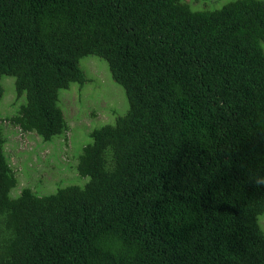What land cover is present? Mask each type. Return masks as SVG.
I'll return each instance as SVG.
<instances>
[{"label": "trees", "instance_id": "obj_1", "mask_svg": "<svg viewBox=\"0 0 264 264\" xmlns=\"http://www.w3.org/2000/svg\"><path fill=\"white\" fill-rule=\"evenodd\" d=\"M186 1L0 0V100L12 78L17 105L0 115V264H264V0ZM88 57L127 110L89 133L82 187L13 195L3 124L64 137L59 92Z\"/></svg>", "mask_w": 264, "mask_h": 264}, {"label": "rangeland", "instance_id": "obj_2", "mask_svg": "<svg viewBox=\"0 0 264 264\" xmlns=\"http://www.w3.org/2000/svg\"><path fill=\"white\" fill-rule=\"evenodd\" d=\"M234 0H187L193 9H217ZM86 73L87 82L82 88L73 84L59 92V107L68 126L66 135L44 142L36 133H23L19 128L4 123V145L8 163L18 179L13 195L22 188H29L38 196L55 192L67 185L82 187L87 181L74 170L76 156L82 146L89 142L92 129L112 124L114 118L127 110V100L123 89L111 78L104 61L88 57L80 62ZM4 95L0 100V115L9 116L13 109L15 95L13 79L1 81ZM13 105V106H12ZM37 189V191H36ZM264 232V214L258 217Z\"/></svg>", "mask_w": 264, "mask_h": 264}, {"label": "bare ground", "instance_id": "obj_3", "mask_svg": "<svg viewBox=\"0 0 264 264\" xmlns=\"http://www.w3.org/2000/svg\"><path fill=\"white\" fill-rule=\"evenodd\" d=\"M8 23V22H7ZM6 23V24H7ZM65 42H67V41H65ZM71 45V44H70ZM76 45V44H75ZM73 47V46H72ZM72 49V48H71ZM78 49V48H77ZM74 50V49H73ZM78 52V51H77ZM64 53V52H63ZM77 55H78V53H77ZM81 55V54H80ZM79 56V55H78ZM82 56V55H81ZM74 57V56H73ZM85 57V56H84ZM79 58H80V56H79ZM132 61V60H131ZM62 66V65H61ZM68 68V67H67ZM53 69V68H52ZM56 70V69H55ZM54 70V71H55ZM67 70V69H66ZM117 74V73H116ZM128 74V73H127ZM124 76V75H123ZM73 80V79H72ZM67 81V80H66ZM75 81V80H74ZM60 82V81H59ZM62 83V82H61ZM66 83V82H65ZM60 86V85H59ZM59 88V87H58ZM134 113V112H133ZM125 116V115H124ZM127 117V116H126ZM133 121V120H132ZM114 123V122H113ZM106 125V124H105ZM102 128V127H101Z\"/></svg>", "mask_w": 264, "mask_h": 264}, {"label": "clouds", "instance_id": "obj_4", "mask_svg": "<svg viewBox=\"0 0 264 264\" xmlns=\"http://www.w3.org/2000/svg\"><path fill=\"white\" fill-rule=\"evenodd\" d=\"M17 181H18V179H17Z\"/></svg>", "mask_w": 264, "mask_h": 264}]
</instances>
